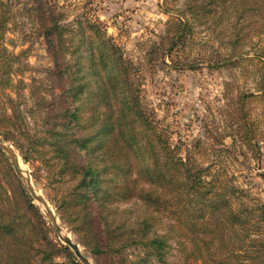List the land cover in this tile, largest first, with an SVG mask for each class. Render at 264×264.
<instances>
[{"label":"rangeland","instance_id":"374dc122","mask_svg":"<svg viewBox=\"0 0 264 264\" xmlns=\"http://www.w3.org/2000/svg\"><path fill=\"white\" fill-rule=\"evenodd\" d=\"M245 1L217 0L212 9L220 13L214 19L212 15L192 18L187 0H52L63 15L61 23L69 29L83 16L98 23L105 39L129 64L133 84L139 88L140 101L153 116L154 126L176 152L205 169L202 175L207 180L214 175L237 186L241 198L254 205L264 202V0ZM9 2L15 17L0 42L2 52L15 59V73L5 91L0 81V96L6 103L1 114H13L8 103L15 106L28 125L25 134L32 138L44 129L43 119L54 122L62 118L64 88L57 72L65 67L61 61L57 63V56H64L71 64L81 57L82 65L88 66L89 43L84 39L79 52H71L79 37L66 31L62 44L69 49L53 52L39 27L41 0ZM232 31L238 36L231 35ZM243 115L248 118L252 143L244 141ZM23 128L24 124L21 132ZM0 140L16 150L35 189L45 196L61 226L74 235L92 264H121L126 256L135 264H145L139 260L143 253L140 247H127L118 255L94 254L83 244L99 229L105 242L130 229L129 224L143 209L139 204L131 199L107 200L103 205L101 200H85L70 206L87 222L79 235L56 206L59 196L72 191L67 187L73 180L68 176L53 178L55 154L48 141L37 142L38 151L28 150L25 158L9 138L0 135ZM1 151L5 154L0 156L1 166L11 175L17 191L33 199L10 156ZM33 202L44 214L51 236L68 247L60 250L56 261L69 263V253L83 264L55 233L42 206ZM171 224L166 214L155 215L148 232L167 234ZM168 242L171 249L166 261L154 264H181L178 243L174 237Z\"/></svg>","mask_w":264,"mask_h":264},{"label":"trees","instance_id":"16d2710c","mask_svg":"<svg viewBox=\"0 0 264 264\" xmlns=\"http://www.w3.org/2000/svg\"><path fill=\"white\" fill-rule=\"evenodd\" d=\"M9 1L0 0V38L14 19ZM187 1L192 18H218L220 12L212 9L217 0ZM39 4V27L49 47L63 52L69 49L62 44L66 31L78 34V42L70 50L79 52L85 39L89 43L88 66L82 65L81 57L71 64L57 56V63L61 61L65 67L57 72L64 88L62 118L54 122L43 119L44 129L32 138L25 134L28 125L15 106L8 103L13 114H1L6 103L0 96V135L13 141L25 158L28 150L38 151L37 142L48 141L55 154L53 178L68 176L73 180L67 187L72 191L59 196L56 206L79 235L87 222L70 206L85 200H101L103 205L107 200L131 199L143 208L141 214L146 213L107 242L99 229L83 244L94 254L118 255L127 247H140V262L154 264L166 261L171 249L168 240L174 237L181 264H264V202L250 205L237 186L214 175L207 180L202 175L205 169L176 152L141 103L129 64L105 39L96 21L83 16L69 29L61 23L63 15L52 0ZM231 35L238 33L232 31ZM0 50V81L5 91L15 73V59L2 52L1 42ZM19 119L23 120L20 124ZM248 126L243 115L244 141L252 143ZM1 155L5 154L0 150ZM159 214L172 219L170 232L150 235L148 227ZM62 248L68 247L51 236L40 208L28 194L17 191L0 163V264H78L69 253V263L56 261ZM121 264H135V260L126 256Z\"/></svg>","mask_w":264,"mask_h":264},{"label":"water","instance_id":"95a60500","mask_svg":"<svg viewBox=\"0 0 264 264\" xmlns=\"http://www.w3.org/2000/svg\"><path fill=\"white\" fill-rule=\"evenodd\" d=\"M0 149L7 152V154L10 156L13 165L15 166L16 170L23 178L26 188L30 192L33 199L36 200L42 206L45 214L52 223V227L55 233L58 235L60 240L66 243L67 245H69L73 249L75 255L81 260L83 264H92L89 257L81 250L79 243L77 241L74 242L71 239V237L65 232L64 228L61 226V224L58 221L57 215L49 206V202L45 198V196L37 192L31 180L30 174L26 169H23L20 166L19 156L16 150L13 148V146L0 140Z\"/></svg>","mask_w":264,"mask_h":264},{"label":"bare ground","instance_id":"6f19581e","mask_svg":"<svg viewBox=\"0 0 264 264\" xmlns=\"http://www.w3.org/2000/svg\"><path fill=\"white\" fill-rule=\"evenodd\" d=\"M19 162H20V166L23 168V169H26L25 168V166H24V164H23V162L21 161V159H19ZM38 193H39V191H38ZM49 206L51 207V209L53 210V208H52V206L49 204ZM44 207V206H43ZM54 211V210H53ZM58 221H59V219H58ZM65 229V228H64ZM65 232L71 237V239L75 242L76 241V239H75V237H74V235L71 233V232H69L68 230H66L65 229ZM80 248H81V250L83 251V248L80 246ZM83 253H84V251H83Z\"/></svg>","mask_w":264,"mask_h":264}]
</instances>
